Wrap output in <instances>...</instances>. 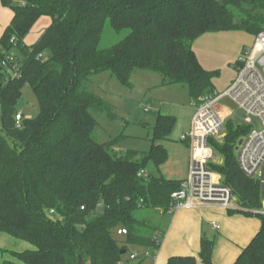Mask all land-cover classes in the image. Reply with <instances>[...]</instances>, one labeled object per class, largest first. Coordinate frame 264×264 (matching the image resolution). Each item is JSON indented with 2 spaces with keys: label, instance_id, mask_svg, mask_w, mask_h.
Here are the masks:
<instances>
[{
  "label": "trees",
  "instance_id": "16d2710c",
  "mask_svg": "<svg viewBox=\"0 0 264 264\" xmlns=\"http://www.w3.org/2000/svg\"><path fill=\"white\" fill-rule=\"evenodd\" d=\"M0 1L13 13L0 38V62L13 54L21 64L16 78L0 65V235L34 248L10 257L23 264H79L78 256L92 264H131L120 255L126 246L159 250L164 233L150 230L148 215L139 213H168L171 194L179 190L181 181L147 172L166 162L160 143L176 119L157 112L149 152L119 157L112 144L94 138V114L109 107L91 91V80L108 72L128 87L136 72H154L162 84L185 86L198 102L213 94L218 72L201 67L192 42L233 28L255 36L264 26V0ZM41 17L51 25L27 46L25 37ZM107 25L128 34L101 49ZM24 87L32 89L38 114L17 125L15 105ZM246 131L234 120L226 124L223 141L214 143L222 160L214 170L240 202L241 209L229 212L259 222L233 264H264V215L251 214L260 208L258 186L235 157ZM141 171L148 176L139 177ZM118 230L126 232L123 244L114 237ZM213 249L214 240L202 237L198 258L175 256L166 264H212Z\"/></svg>",
  "mask_w": 264,
  "mask_h": 264
},
{
  "label": "rangeland",
  "instance_id": "374dc122",
  "mask_svg": "<svg viewBox=\"0 0 264 264\" xmlns=\"http://www.w3.org/2000/svg\"><path fill=\"white\" fill-rule=\"evenodd\" d=\"M127 34V31L116 34L107 25L99 47L101 49L110 47L122 40ZM254 39L255 36L246 30L233 28L228 31L204 34L192 42L191 48L201 67L208 72H218V75L212 79V95H221L231 86L238 75L236 63L239 59L244 58L246 51L252 48ZM45 57L46 55H44V59ZM90 89L101 97L109 107L105 113L94 114L98 122L94 138L98 143L112 144L113 150L119 157H125L130 152H136L139 156L149 152L157 112L160 115L174 117L176 124L169 139L160 143L167 151V160L159 169L149 165L147 172L155 176H162L165 179L177 180L185 177L189 153L185 144L181 142V136L190 130L191 117L194 112L191 106L192 101L185 86L165 85L162 84V77L159 74L138 71L133 74L130 79V86L127 87L112 77L110 73L104 72L92 78ZM145 107H149L151 112L144 113ZM15 109L26 119H34L37 116L38 103L31 88L24 87L22 89ZM216 110L223 115L226 124L234 120L241 129H259L255 120L250 125L244 123V114L228 98L223 99L216 106ZM209 214H211L209 218L204 214L201 222L207 237L215 239L216 244V241L222 237L220 235L222 233H211L207 229V224L211 221H217L220 224L216 217L223 214L227 216L228 213L226 209H217L210 211ZM141 215H148L150 230L154 228L162 232L167 229L172 219L170 214L162 212H140L139 216ZM247 218H249L246 223L247 226L256 232L258 220L255 217ZM150 230L147 233H150ZM3 236L10 240V242L2 244V247L7 245V248L1 247L3 250L8 249L22 253L34 249L26 242L13 239L5 234ZM114 237L119 244H123L125 241L124 237ZM172 241H177V238H173ZM126 248L127 253L122 256L124 261L129 260L128 257L131 252L147 251L151 256H156L159 251L153 248L129 245ZM220 250L221 245L217 249L219 257ZM196 257L198 258V255ZM161 260L162 257L157 264H161ZM14 262L23 264L16 260ZM131 264H155V262L148 258L131 261Z\"/></svg>",
  "mask_w": 264,
  "mask_h": 264
},
{
  "label": "built area",
  "instance_id": "2783aa9c",
  "mask_svg": "<svg viewBox=\"0 0 264 264\" xmlns=\"http://www.w3.org/2000/svg\"><path fill=\"white\" fill-rule=\"evenodd\" d=\"M0 65L8 68L11 78L18 77L21 64L13 54L2 60ZM236 66L238 75L223 94L208 95L191 104L194 112L190 130L181 136V142L189 153L187 176L181 181L179 190L171 194L168 214L199 206H218L228 211L241 209L238 200L214 170V166L222 163L214 143H221L226 135V122L216 106L228 98L244 114V123L250 125L255 120L259 125L258 130L247 128L236 145L235 157L242 174L258 186L260 208L251 214L264 215V26L255 35L252 48L245 52ZM143 111L150 113L151 109L145 107ZM22 119L26 118L19 113L15 116L17 125ZM138 176L146 178L148 173L141 171ZM210 226L215 231L220 229L214 222ZM116 234L123 236L126 232L118 230ZM150 257L148 252L142 251L131 252L128 258L131 262Z\"/></svg>",
  "mask_w": 264,
  "mask_h": 264
},
{
  "label": "crops",
  "instance_id": "0c3cea01",
  "mask_svg": "<svg viewBox=\"0 0 264 264\" xmlns=\"http://www.w3.org/2000/svg\"><path fill=\"white\" fill-rule=\"evenodd\" d=\"M21 3L23 4V2ZM12 18L13 13L9 9L3 7L0 1V38L2 37L4 30L11 23ZM50 25L51 19L49 17L39 18L25 37L24 43L27 46H32L35 44L40 38L41 34ZM186 176L187 173L184 178L175 180L182 181L186 178ZM217 209L224 210V208L218 206H199L193 210H179L173 214H170L172 219L170 225L165 231H163L164 237L159 248L158 255H153L151 256L152 258L150 257L149 259L154 260L155 264H157V262L160 260V257H162L161 264H166L170 257H196L199 254L201 238L207 237V233L201 222L204 218L203 216L205 214L206 217L209 218V216H211V214H209L210 211ZM223 212L225 213V211ZM226 212L228 213L227 216L223 214L216 217L217 220L219 219L220 224L217 221H211L207 224V229L211 233H222L220 234L222 237L216 241V244L214 241V249L212 254L213 264H233L242 249L248 245V243L259 230V222L258 228L256 229V232H254L246 224L249 218L240 215L239 213L229 212L228 210H226ZM213 222L220 227L219 231H215L211 228L210 224ZM3 235L4 234L0 235V264L4 260H10L14 262V260L9 255V253L13 251L1 249L2 244L10 242L9 238ZM173 238H177V241L173 242ZM220 245L221 250L219 257L217 249ZM5 247L7 248V245ZM197 264L202 263L198 261Z\"/></svg>",
  "mask_w": 264,
  "mask_h": 264
},
{
  "label": "water",
  "instance_id": "95a60500",
  "mask_svg": "<svg viewBox=\"0 0 264 264\" xmlns=\"http://www.w3.org/2000/svg\"><path fill=\"white\" fill-rule=\"evenodd\" d=\"M233 26H237L236 20H233ZM120 255H124V252H121ZM77 260L79 264H92L90 260H84L81 256H78Z\"/></svg>",
  "mask_w": 264,
  "mask_h": 264
}]
</instances>
